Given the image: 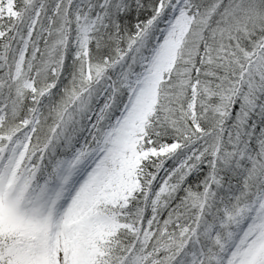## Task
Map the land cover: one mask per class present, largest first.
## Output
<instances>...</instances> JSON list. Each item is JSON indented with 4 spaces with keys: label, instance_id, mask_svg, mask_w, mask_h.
Listing matches in <instances>:
<instances>
[{
    "label": "snow or ice",
    "instance_id": "6c2138e0",
    "mask_svg": "<svg viewBox=\"0 0 264 264\" xmlns=\"http://www.w3.org/2000/svg\"><path fill=\"white\" fill-rule=\"evenodd\" d=\"M0 264H264V0H0Z\"/></svg>",
    "mask_w": 264,
    "mask_h": 264
}]
</instances>
